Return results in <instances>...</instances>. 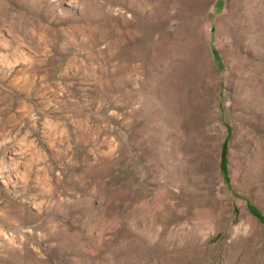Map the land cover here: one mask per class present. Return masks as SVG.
Listing matches in <instances>:
<instances>
[{
	"label": "rangeland",
	"instance_id": "1",
	"mask_svg": "<svg viewBox=\"0 0 264 264\" xmlns=\"http://www.w3.org/2000/svg\"><path fill=\"white\" fill-rule=\"evenodd\" d=\"M0 264H264V0H0Z\"/></svg>",
	"mask_w": 264,
	"mask_h": 264
}]
</instances>
